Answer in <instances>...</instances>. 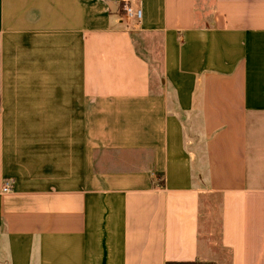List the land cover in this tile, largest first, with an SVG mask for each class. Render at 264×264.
<instances>
[{"label":"crops","instance_id":"1","mask_svg":"<svg viewBox=\"0 0 264 264\" xmlns=\"http://www.w3.org/2000/svg\"><path fill=\"white\" fill-rule=\"evenodd\" d=\"M122 2L0 0V264H264V0Z\"/></svg>","mask_w":264,"mask_h":264},{"label":"rangeland","instance_id":"2","mask_svg":"<svg viewBox=\"0 0 264 264\" xmlns=\"http://www.w3.org/2000/svg\"><path fill=\"white\" fill-rule=\"evenodd\" d=\"M137 51L148 59L151 74L155 81L158 80L161 66L160 37L157 34L136 33L133 34Z\"/></svg>","mask_w":264,"mask_h":264},{"label":"built area","instance_id":"3","mask_svg":"<svg viewBox=\"0 0 264 264\" xmlns=\"http://www.w3.org/2000/svg\"><path fill=\"white\" fill-rule=\"evenodd\" d=\"M119 7L122 16L128 17L133 21L139 22L141 17V10L140 8L133 7L130 3V0H123V2L119 4ZM11 185V180H5L2 185V191H10Z\"/></svg>","mask_w":264,"mask_h":264},{"label":"trees","instance_id":"4","mask_svg":"<svg viewBox=\"0 0 264 264\" xmlns=\"http://www.w3.org/2000/svg\"><path fill=\"white\" fill-rule=\"evenodd\" d=\"M178 264H210V263H202V262H180Z\"/></svg>","mask_w":264,"mask_h":264}]
</instances>
